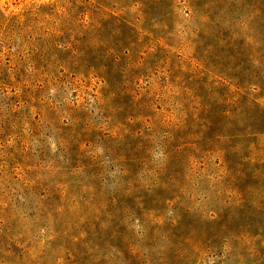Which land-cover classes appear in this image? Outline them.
Instances as JSON below:
<instances>
[{
	"label": "rangeland",
	"instance_id": "374dc122",
	"mask_svg": "<svg viewBox=\"0 0 264 264\" xmlns=\"http://www.w3.org/2000/svg\"><path fill=\"white\" fill-rule=\"evenodd\" d=\"M120 1L0 0V69L62 72L24 79L34 106L0 82V264H264V129L245 128L264 120V33L222 42L191 0ZM121 5L146 9L140 35ZM183 119L195 140L164 142Z\"/></svg>",
	"mask_w": 264,
	"mask_h": 264
},
{
	"label": "trees",
	"instance_id": "16d2710c",
	"mask_svg": "<svg viewBox=\"0 0 264 264\" xmlns=\"http://www.w3.org/2000/svg\"><path fill=\"white\" fill-rule=\"evenodd\" d=\"M135 4H140V6L144 7L146 5L143 3L142 0H133ZM193 3H195L197 6H201L203 10L202 18H204V27L202 29H199L196 34L199 35H210L215 37L216 39H220V41L225 40H232L234 38L240 37L242 40H245L247 38H250L252 35V32L258 33H264V0H191ZM120 0H118V3L120 4ZM51 4H45L43 6H33L31 10H28L26 12H20L13 17L16 18H30V17H38L41 15V7H49ZM122 7L118 9L117 14L114 15V19L117 20L120 24H122L124 27L136 31L137 35H140V32L135 28L134 20H143L145 19L148 14L145 9L141 10L138 16H135L133 19H130L129 16H127L124 12L123 5ZM46 15H50L52 13H44ZM136 29V30H135ZM228 41V45L226 43H223L226 46L230 45V42ZM56 49L59 52L63 51V48H59L56 46ZM17 62L11 61V65L6 69H0V74L2 77H0V82L4 85H7L9 87V94L10 98H16L21 99L22 103L28 104L31 106H34L33 104V95L28 96L26 94L27 89L30 87L28 83L24 82V79H28L27 77H36L39 76L40 79H36L38 81L39 86L46 84L49 82V79H56L59 77V75L62 74L60 71H56L51 73L50 71L43 70L41 72H37L36 70H31L27 72L23 68L14 67V64ZM228 72V71H227ZM228 73L225 74V77H228ZM70 75H72V78H76L78 76L83 78H90V77H97L100 78L104 75L96 71V69H91L89 71H81V72H75L71 71ZM104 79V78H103ZM261 86H264V83L260 84ZM242 86H237V94L245 97L246 99H249L248 94L245 92L246 89H243ZM126 92V90H124ZM121 92L123 94L117 95V98L121 101V104H125L124 107V116H122V119L120 121L118 120V127H123V132L128 131L130 128L132 120L135 119L133 116L132 110L135 109V106L133 102H125L128 98L127 93ZM124 99V101H122ZM36 104H39L36 99H34ZM252 104L255 105L258 110L261 109L264 110V104H260L257 102L256 98H253ZM126 103H128L126 105ZM50 107V106H49ZM122 107H118L117 110H120ZM129 109L131 111H129ZM118 112V111H117ZM142 117L141 115H138ZM185 124H189L188 119H183L177 124H172L171 129L167 130V136L164 140V142H167L170 144L172 142V146H179L186 144L188 142H191L193 139L196 138L195 130H193L195 125L192 127L191 130L185 129ZM196 124V123H194ZM189 127V126H188ZM245 128H251L252 132L258 133L261 132L264 129V120L254 119V121L247 125ZM240 131L232 132L230 135L239 134ZM130 133V132H129ZM115 142L122 143V140H125L126 135L124 136L123 133L120 136L114 137ZM170 141V142H169ZM130 149H124L126 150L125 154L119 155L122 160L128 159L130 156H137L140 155V152L133 151V147H128ZM117 157L115 156V159Z\"/></svg>",
	"mask_w": 264,
	"mask_h": 264
}]
</instances>
